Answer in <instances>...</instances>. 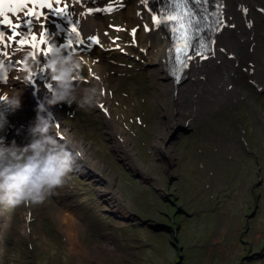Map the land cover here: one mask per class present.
Segmentation results:
<instances>
[{
    "label": "rangeland",
    "instance_id": "rangeland-1",
    "mask_svg": "<svg viewBox=\"0 0 264 264\" xmlns=\"http://www.w3.org/2000/svg\"><path fill=\"white\" fill-rule=\"evenodd\" d=\"M130 3L102 14V27L122 26L118 41L127 54L98 46L82 51L75 36L59 30L53 36L56 46L69 44L67 60L57 66L68 71L54 83L53 104L83 142L77 156V145L38 143L44 126L36 111L14 106L12 113L18 94L6 73L27 76L32 59L15 53L16 64L0 68V85L14 99L3 94L0 102L11 114L0 112V136L6 135L0 141V264H264V88L257 85L264 64L262 77H249L251 61L242 62L233 82L223 85L225 95L203 98L200 109L187 101L186 114L174 118L190 132H175L164 109L171 105V83L136 55L142 26L132 24ZM80 51L104 64L107 96L89 79ZM82 91L89 98L77 96ZM93 97L109 105L130 149L113 143L105 110ZM60 209L88 225L77 217L70 237Z\"/></svg>",
    "mask_w": 264,
    "mask_h": 264
},
{
    "label": "bare ground",
    "instance_id": "bare-ground-1",
    "mask_svg": "<svg viewBox=\"0 0 264 264\" xmlns=\"http://www.w3.org/2000/svg\"><path fill=\"white\" fill-rule=\"evenodd\" d=\"M114 3L123 5V0ZM221 3V25L215 34L213 48L208 52L209 55L213 54L205 60H201L198 55L194 56L189 68L185 70V76L177 84L165 75L171 41L168 32L161 26L153 9L150 8L146 0H132V3L126 7L127 13L135 20L132 24L142 26L141 40L137 43L136 55L138 57L145 55L148 60L147 67H151L150 64L153 62V66L157 67V72L165 76L166 83H171V94L173 92L174 95L170 94L171 97L168 98L172 99L171 105L164 106V109L172 123L174 122L172 126L182 124L177 115L186 111L187 101L199 108L203 98H220L223 92L225 95L226 90L223 85L233 82V72L239 65H244L241 64L242 62L251 61L250 68L247 69L249 77H262L263 72L260 64H264V31L260 32L259 25L260 22L264 25V0H221ZM113 7L114 4L111 0H0V60L7 63L12 59L16 64V56L13 53L17 49L22 50L27 44L31 45V41L34 44L31 45L33 51H41L46 55L50 52L59 53L60 49L55 46L52 36L57 33L62 22L72 26L82 38V45L97 42L105 51L107 49L110 53L121 55L122 52L118 51L116 47L123 48L122 45L112 41L106 42L105 39L109 38L110 33L102 27L103 15L110 14ZM255 11L258 12V15ZM35 55L37 56L36 52ZM24 56H32V53H24ZM76 57L88 64V68H91L89 79L95 80L103 94H107V83L103 73L104 64L97 63L98 61L93 62L94 58L87 54H82V56L78 54ZM34 60L33 69L35 66L39 68L54 66L52 63L46 62L47 58H34ZM61 60L52 59V62L59 65L62 64ZM64 60L67 59L64 58ZM31 70L30 68L27 76L21 75L25 79H22L18 72L9 76V82L16 87L18 94V98L14 101L15 108H20L22 111H36L39 116L43 117L42 135L37 139L40 145L44 148H54L63 143L69 150L77 145L76 152L74 151V155L77 156L83 146L82 140H77L73 132L62 121L60 122L59 113L53 110L47 93L40 91V86H37L35 81L32 82V77L35 78L37 74L34 73L33 76L34 71L31 72ZM258 85L264 88V80L258 81ZM80 94H84L86 98L90 96L84 91L78 92L77 96ZM165 94L166 91L162 96L163 101L166 98ZM180 94L183 96L180 97ZM37 103L42 106L45 112L39 108ZM95 103L107 112L105 116L108 125L110 124L109 131L115 138L113 143L116 146L119 145L122 150H128L129 138L116 132V129H121L113 122L114 118L109 105L105 106L103 97L96 98ZM199 109L198 112H200ZM15 117L17 118L16 114ZM80 155H82L80 160L85 161L84 153L82 152ZM129 161L133 163V160L129 159ZM87 166L90 168L89 171H94V166L91 163ZM96 190L100 192L101 188ZM103 194L107 198V193ZM62 212L65 213L62 209L58 210V215L62 214L61 218L67 221L65 230L70 237L77 232L74 219L78 217L87 224L79 214L74 216L67 213L70 215L69 218ZM76 225L82 226L80 222H76Z\"/></svg>",
    "mask_w": 264,
    "mask_h": 264
},
{
    "label": "water",
    "instance_id": "water-1",
    "mask_svg": "<svg viewBox=\"0 0 264 264\" xmlns=\"http://www.w3.org/2000/svg\"><path fill=\"white\" fill-rule=\"evenodd\" d=\"M179 76V74H177ZM176 75V76H177ZM177 131H182L184 134H187L190 132V129H188V127H186V123L185 124H178L177 127L175 128V132ZM135 178H141L142 176L139 173L134 174Z\"/></svg>",
    "mask_w": 264,
    "mask_h": 264
},
{
    "label": "flooded vegetation",
    "instance_id": "flooded-vegetation-1",
    "mask_svg": "<svg viewBox=\"0 0 264 264\" xmlns=\"http://www.w3.org/2000/svg\"><path fill=\"white\" fill-rule=\"evenodd\" d=\"M257 207H258V205L254 204L253 211H255L257 209Z\"/></svg>",
    "mask_w": 264,
    "mask_h": 264
},
{
    "label": "clouds",
    "instance_id": "clouds-1",
    "mask_svg": "<svg viewBox=\"0 0 264 264\" xmlns=\"http://www.w3.org/2000/svg\"><path fill=\"white\" fill-rule=\"evenodd\" d=\"M253 214H254V212H253Z\"/></svg>",
    "mask_w": 264,
    "mask_h": 264
}]
</instances>
